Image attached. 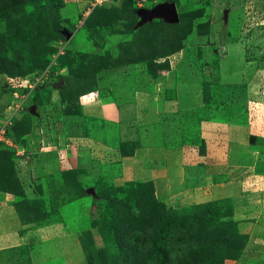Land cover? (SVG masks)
I'll return each instance as SVG.
<instances>
[{
  "label": "rangeland",
  "instance_id": "obj_1",
  "mask_svg": "<svg viewBox=\"0 0 264 264\" xmlns=\"http://www.w3.org/2000/svg\"><path fill=\"white\" fill-rule=\"evenodd\" d=\"M165 3H175L178 19L166 20L164 16L158 15L143 19L139 12L140 8L153 9ZM240 51L244 54H239ZM226 59L235 63L236 68ZM219 65L226 72L229 70V75L247 66L254 71L243 72L244 82L243 77L237 74L231 81L229 78L225 80L227 83H214L220 79L213 76L214 67ZM8 73L22 75L18 77L20 81ZM23 73L26 75L23 76ZM36 78L38 84L33 88L24 87L21 83L26 80L27 85L28 80ZM211 80L213 83H210ZM189 82H199L205 99H209L210 95L215 104L221 103V107L218 106L220 108L215 111L210 108V113L213 111L212 115L208 114L207 119L210 121L231 119L230 116H222L232 112L230 122L246 123L251 108L261 111L260 115L264 112V0H0V128L6 130V138L2 140L0 148L13 153L11 158L15 161L21 182L29 183L34 176L31 177L29 169L20 173L22 168L18 163L21 156L17 155V151L25 148L27 154L29 140L35 135L33 131L28 133L27 146L21 145L19 140L16 141L19 137L13 128L14 119H25V122H31L32 119L36 127L39 124V111L42 113V108L48 109L50 121L44 127L40 143L43 138L44 144L47 139H52V129L55 134L62 136L70 127L68 131L72 136L66 143H76L74 145L79 150L82 145L79 136L90 138L91 132L97 129L114 128L112 124L82 115L80 94L99 92L120 105L141 98L145 112L151 106L158 109L159 105L171 102L177 96L179 86ZM244 83L254 86L257 92V105L250 108V100L245 99L250 89ZM45 87L46 90H42ZM34 99L42 103L49 100V103L39 104ZM200 111L194 113V120L207 115ZM152 117L160 138L175 135L178 128L180 133H188L178 127L175 113H163L160 120L159 117ZM71 119L75 120V124ZM4 120L9 123L5 125ZM195 133L193 129V137ZM250 142L259 153V158L253 171V166L251 168L253 174L249 173L251 177L247 179L246 185L247 189L255 193V199L263 200L264 161H261V152L264 151V135L252 136ZM100 167L94 162L89 170L77 168L63 174L50 172L44 176L50 183L51 192L46 207L53 215L51 220H64L66 228L78 230L85 235L87 242L92 240L98 250L103 249L105 244L110 250L118 248V239L114 238L116 236L110 224L123 223L124 234L119 233L126 243H130L132 253L127 254L128 259L116 261L117 264H187L206 259L204 251L200 249L195 254L189 251V257L181 250L186 245L181 244L177 249L181 229L190 227L195 213L208 212L206 203L218 205L215 212L218 216L230 208L234 211V203L230 198L176 207L159 199L150 185L139 187L135 181L115 185L111 177L116 174V167L103 171L96 169ZM72 174L75 177L71 191L63 196L62 186L58 182L62 177L66 182ZM78 174L80 180L76 178ZM34 193L40 197L43 187L36 185ZM141 195L147 201L152 198L150 195H154L162 203L155 209L159 215L151 234L148 229H140L145 218L141 213L142 208L137 207V199ZM16 197L17 201L25 200L28 198L27 192L25 196ZM41 200L44 202V199ZM196 205L203 207L200 210L193 209ZM100 213L103 215L101 219ZM234 215L235 212L221 219L238 221ZM247 219V222L251 220ZM255 220L249 225L251 231ZM98 221L101 222L100 229ZM237 223V232L244 233L239 221ZM260 223L264 224V219ZM257 226L262 228L260 224ZM236 229L233 226L232 230ZM247 235L248 239L255 236L253 233ZM39 236L42 238L41 241L36 240L38 244L29 243L18 251L0 250V264H32L28 255L30 252L48 257L50 243L43 240L46 234ZM104 236L112 241L109 242ZM131 237H135L139 245L146 249L135 254L138 244ZM256 241L260 243L257 238ZM123 252H127L126 248ZM260 252L262 258L256 257V262L264 263V249L260 251L256 244L247 256L243 255L244 250H236L234 256L223 259L230 253L224 255V251H220L216 258L221 263L224 261L223 264H250L253 262L252 256ZM106 254L105 258L112 259L109 253ZM49 259L38 264H62L59 260L53 262ZM107 263L114 264V261Z\"/></svg>",
  "mask_w": 264,
  "mask_h": 264
},
{
  "label": "crops",
  "instance_id": "obj_2",
  "mask_svg": "<svg viewBox=\"0 0 264 264\" xmlns=\"http://www.w3.org/2000/svg\"><path fill=\"white\" fill-rule=\"evenodd\" d=\"M239 54L244 53L240 51ZM228 62L235 67V63ZM251 68L247 66L242 71L231 72L229 75L227 73L229 70L226 72L222 65L216 66L213 76L220 79H216L214 83L220 81V84H224L227 83L225 80L228 78L231 81L234 76L243 77V72L254 71ZM242 79L244 82L245 77ZM239 80L241 82V79ZM211 81L210 83H213V80ZM247 85L250 90L245 99L250 100L248 104L250 108L254 104L257 105V92L254 86ZM203 94L199 82L182 83L177 96L171 102L159 105L158 109H153L155 106H151L145 112L142 109L144 105L141 98L139 101L134 100L126 105H120L99 92L84 94L80 98L83 113L112 124L114 128L97 129V134L93 133L90 138L79 136L78 139L82 140L79 150L74 145L76 143L72 145L66 143L69 136H72L68 131L70 127L62 136L55 134L52 129V135L50 134L52 139L50 141L47 139L45 145L40 143V136L35 134L31 137L26 156V161L31 163L23 165V168L29 169L31 177L34 176L29 183L23 182L28 198L43 202L42 198L44 205L48 206L46 204H49L48 199L51 194L50 183L44 176L50 172L63 174L65 171L77 168L89 170L94 162L101 166V169L96 168L100 171L110 170L115 166L116 174L111 177L115 185H123L131 181L152 182L156 196L176 207L222 198L232 199L234 217L239 221L240 228L246 234H255L254 238L248 239L243 255H249V250L254 249L255 244L260 251L263 250L264 224L260 221L264 219L262 215L264 198L255 199V193L247 189L246 184H248L247 179L251 177L249 173L253 174L252 171L259 158V153L251 145L250 138L264 135V112L262 111L260 115L261 111L257 112L251 108L246 123L230 122L232 112L229 115L227 113L225 117L222 116V118L230 116L231 119L210 121L207 119L208 116L220 108L221 103L215 104L210 95L209 99L208 97L205 99ZM210 108H214L211 113ZM198 110L207 115L200 120H194L196 118L194 113ZM169 112L176 114L175 121L178 127L184 128L189 134L180 133L178 128L175 135L159 137L160 132L156 133V122L152 116L159 117L160 120L163 113ZM143 113L145 114L142 116ZM71 120L75 124V120ZM193 129L196 132L194 137L191 134ZM70 138L73 140V137ZM261 161H264V151L261 152ZM73 176L75 177V174L70 175L66 182L63 177L59 180L63 196L71 191ZM36 177V181H33ZM79 177L78 174L76 178L80 180ZM36 185L43 187L44 196L39 197L34 193ZM246 189L248 192L245 191ZM16 201V195L0 190V250H17L24 245H30L29 243L38 244L36 240L41 241L42 238L39 235L46 234L43 240L50 243L48 251L51 252L48 257L30 252L28 255L32 264L46 261L49 256L50 261L59 260L62 264H87L78 230L66 228L64 220H53L47 224L23 221L15 205ZM247 218L251 220L247 222ZM254 219L257 220L251 226L253 229L251 231L249 225ZM259 224L262 228L257 226ZM256 238L261 244L257 243ZM252 257L253 262L250 264H264L256 262L262 258V252Z\"/></svg>",
  "mask_w": 264,
  "mask_h": 264
},
{
  "label": "trees",
  "instance_id": "obj_3",
  "mask_svg": "<svg viewBox=\"0 0 264 264\" xmlns=\"http://www.w3.org/2000/svg\"><path fill=\"white\" fill-rule=\"evenodd\" d=\"M8 75L14 76V77L22 76L20 74H9V73ZM24 75L26 74L23 73V76ZM42 90L45 91L46 87L45 89H42ZM84 94H87V92L80 94V97L83 96ZM34 101H37V100L34 99ZM47 102L49 103V100ZM47 102H43V103L47 104ZM38 103L43 104L42 101H39ZM81 114L84 115L82 110H81ZM23 120L14 119L13 128L16 131L15 132L16 136L19 137L16 141L19 140L18 142H20L21 145L27 146L28 139L26 138L27 137L26 135L34 130L35 124H33L32 119H31V122L29 121L25 122V119ZM25 123H28V124L25 125ZM91 133L97 134V131H94ZM12 154H13L12 152L0 148V190L11 192L16 196L22 197V196H25L26 194V188L23 182L20 181V178L16 171L15 161L13 162L11 158ZM7 155L9 156V159ZM13 156L15 157V150H14ZM134 183L137 184L139 187L144 186V185H150L151 190L152 188H154L152 182H140L139 181V182H134ZM142 196L143 195H141V198L137 199L139 200L137 201L138 203L137 207L142 208L141 213L143 214V216H145V218L143 219L144 225L141 226L140 229H143V228L148 229V233L151 234L152 228L155 225L158 219V215H159L158 211L155 209L159 205H162V203L156 200L154 195L153 196L150 195V197L152 198L148 199V201L145 200V198ZM102 198L105 199V197H102ZM32 201L33 200H30L29 198L26 197L25 200L22 199V201L19 200L15 202V205L17 209L20 211V215L23 221H31L37 224H47L53 221L51 220V218L53 219V215L49 211H47V207L44 205L43 202H39V200H34L35 202L33 203ZM144 201L146 202V204ZM213 203L214 202L212 203L210 202L209 204L206 203V205L209 206L206 208L208 212L204 211L203 213H198V212L195 213L194 217L191 218L190 227L181 229L182 235L179 241L177 240L178 241V244H176L177 249L179 250L178 246L183 244V245H186V247H184V249H181V250L183 253H185L187 257H189V254H188L189 251L191 254H195L196 250H199V249L200 251H204L206 255V259L194 260L193 262L190 261L187 264H223L224 261L221 263L216 258V256H218L217 254L220 251H224V255L230 253L223 258V259H226L231 256H234L235 255L234 252L236 250L238 251L244 250L245 246L247 245L248 235L246 233L237 232L236 226H238V223H237L238 221H233L232 219H228V220L226 219L224 221L221 219V217L232 216L233 211L231 210V208L227 212H224V211L220 212L219 214L220 216H218L215 212L218 210L219 207L218 205L214 206ZM202 207L203 205H196V206H193L192 208L200 210V208ZM99 217L101 219L103 215L100 213ZM107 222L110 223L109 220ZM99 226H101L100 221H98V229H100ZM233 226L236 229L235 231L232 230ZM110 227H111V230H113L114 232V236H116L114 238L118 239V243H117L118 248L111 249V250L110 248L107 249V244H105L103 249L98 250L92 240H90V243H89L87 242L85 235L80 234L81 243L86 253L87 264H104V263L108 264L107 263L108 261L110 262L114 261V264H117L116 261L125 259L127 258V254L129 252L132 253V249H130L131 248L130 243L129 244L126 243L123 240L124 237L119 233L121 232L122 234H124L125 226H123V223L114 225V226L110 224ZM115 229H116V232L114 231ZM104 238L108 240L107 237L104 236ZM130 239L131 240L134 239V241L137 242L138 244L135 254H139V251L146 249L144 246L139 245V242L137 241L135 237H131ZM108 241L110 242L112 240L109 239ZM123 243L126 244L127 247L126 246L124 247ZM221 247H223V249ZM125 248L127 251L126 253L123 252ZM106 252L112 256V259L105 258L106 255H108L106 254Z\"/></svg>",
  "mask_w": 264,
  "mask_h": 264
},
{
  "label": "built area",
  "instance_id": "obj_4",
  "mask_svg": "<svg viewBox=\"0 0 264 264\" xmlns=\"http://www.w3.org/2000/svg\"><path fill=\"white\" fill-rule=\"evenodd\" d=\"M103 1V0H102ZM17 81H20V78H16ZM22 85L24 87H27V88H33L34 86H36L38 84V79H32V80H28L27 81V85L25 84L26 83V80H22L21 81ZM16 106V105H15ZM44 107V106H43ZM18 108V107H17ZM44 111V112H43ZM48 111V109H47ZM44 108H42V113L41 111H39V124L34 128L33 130V133L34 135H38V136H42L44 135V127L45 126H48L49 125V111L47 112ZM49 113V114H48ZM5 125L8 124L9 122H7L6 120H4ZM4 138H6V130L4 127L0 128V144L2 143V140H4ZM42 145H45L44 144V138L42 139ZM21 149V150H20ZM27 151V150H26ZM17 155L18 156H21L20 157V160H19V166L20 168H22L20 170V173H24V170H26L25 168H23V165L27 164L28 162H31V161H26V152H25V148H19L18 151H17ZM34 158V157H33ZM30 164V163H29Z\"/></svg>",
  "mask_w": 264,
  "mask_h": 264
},
{
  "label": "water",
  "instance_id": "obj_5",
  "mask_svg": "<svg viewBox=\"0 0 264 264\" xmlns=\"http://www.w3.org/2000/svg\"><path fill=\"white\" fill-rule=\"evenodd\" d=\"M139 12L142 14L143 19L154 15L164 16L166 20L178 19V10L175 3H165L153 9L140 8Z\"/></svg>",
  "mask_w": 264,
  "mask_h": 264
}]
</instances>
